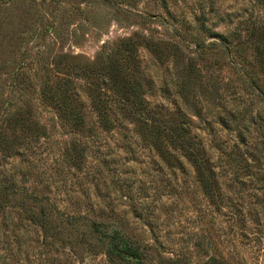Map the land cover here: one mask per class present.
I'll return each mask as SVG.
<instances>
[{"label": "rangeland", "instance_id": "1", "mask_svg": "<svg viewBox=\"0 0 264 264\" xmlns=\"http://www.w3.org/2000/svg\"><path fill=\"white\" fill-rule=\"evenodd\" d=\"M35 1L36 17L7 58L9 72L23 73L20 83L0 74L1 158L9 178L50 198L63 228L57 241L45 239L20 210L5 208L0 246L12 254L1 253L7 264H110L88 251L87 244H98L85 226L92 221L140 244L150 264H171L162 257L174 264H264V104L239 70L258 71L255 53L248 49L243 61L212 36L242 21L264 24V0ZM128 38L139 44L149 107L168 125L184 115L216 161L218 200L204 196L185 160L167 166L134 124L118 122L110 132L91 117L80 132L44 100L43 88L62 85L64 77L81 92L100 83V61ZM190 76L196 84L185 91ZM252 78L262 85L260 73ZM19 114L24 120L16 123Z\"/></svg>", "mask_w": 264, "mask_h": 264}, {"label": "trees", "instance_id": "2", "mask_svg": "<svg viewBox=\"0 0 264 264\" xmlns=\"http://www.w3.org/2000/svg\"><path fill=\"white\" fill-rule=\"evenodd\" d=\"M15 1L17 0H0V74L11 75L12 82L19 84V77L23 73L15 69L9 72L6 66L7 58L19 47L21 34L33 23L39 5L35 0L31 3ZM11 4L13 6L9 8ZM248 22H239L227 35L213 33L212 36L220 37L224 43L232 46L243 61L246 60L244 53L248 49L254 51L258 71L250 72L244 65H241L239 70L247 78L250 77L253 93L264 104V24ZM138 46L139 44L133 38L125 39L113 55L100 61L98 66V71L102 74L100 83H89L84 92H81L83 89L77 87L71 77H64L62 85L58 83L55 87L43 88L41 94L44 100L54 107L61 119L70 123L75 129H79L80 132L86 130L91 117L97 119L101 129L110 132L116 128L118 122H120L119 125L127 122L134 124L137 127L138 136L167 166L178 167L181 161L185 160L194 170L196 181L204 196L218 200L221 197V183L216 161L202 142L192 135L187 118L184 115L179 116L174 123L168 125L159 116L161 113L149 107L145 99L143 83L139 77ZM151 49L157 57L163 56L156 48ZM257 72L263 76L262 85L252 78V75ZM194 84L196 82H193L190 76L185 80V91L194 88ZM19 115L16 123L24 120V115ZM10 121L11 119L7 122ZM90 132L93 133V131ZM5 151L4 146L0 145V212H3L5 208L20 210L28 224L39 229L45 239L57 241L58 233L63 228L62 221L60 222L57 216L64 215L50 198L41 197L31 191L25 183L19 184L15 178L11 179L7 176L3 164L5 159L1 158V154L3 155ZM82 155L79 158L82 159ZM221 203L222 200L219 205ZM65 221L69 224L68 219ZM85 226L89 228L92 238L98 241V246H92V242L87 244L88 251L104 254L110 264H150L147 251L119 230H112L107 224L96 221ZM17 242L21 248L25 244L21 239ZM4 251L9 250L0 246V264L8 262V259L2 257L1 253ZM19 252L20 257L22 252ZM161 260H163L161 263L174 264L171 258L162 257Z\"/></svg>", "mask_w": 264, "mask_h": 264}]
</instances>
